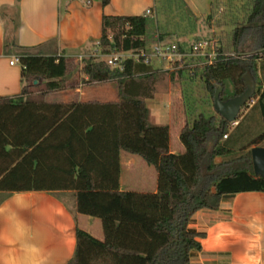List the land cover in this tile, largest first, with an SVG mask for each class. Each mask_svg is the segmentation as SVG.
<instances>
[{
  "label": "trees",
  "instance_id": "16d2710c",
  "mask_svg": "<svg viewBox=\"0 0 264 264\" xmlns=\"http://www.w3.org/2000/svg\"><path fill=\"white\" fill-rule=\"evenodd\" d=\"M233 1L223 6L228 8L224 18L233 26L230 51L235 55L219 46L216 59L199 66L200 77L213 105L218 86L223 87L220 98H228L226 80L232 96L240 95L243 75L249 72L256 83L255 102L241 109L237 124L217 113H198L180 130L184 150L179 154L169 151L167 125L150 122L145 102L164 71L132 59L113 67L104 59L85 57L82 81L114 82L118 99L47 102L46 94L66 88V58L21 48V92L0 97V202L14 192L69 190L76 212L123 223L120 237L105 242L77 228L68 264H190L191 251L201 249L198 238L205 236L188 226L198 210L218 209L225 195L264 192V177L254 175L250 154L252 147H264V58L259 52L264 51V0ZM219 6V0H211L207 21ZM150 19L145 13L103 15L95 47L106 54L143 49L151 34L162 40ZM246 49L248 56L238 55ZM170 75L175 80L176 74ZM121 150L156 169L159 196L119 189Z\"/></svg>",
  "mask_w": 264,
  "mask_h": 264
},
{
  "label": "crops",
  "instance_id": "0c3cea01",
  "mask_svg": "<svg viewBox=\"0 0 264 264\" xmlns=\"http://www.w3.org/2000/svg\"><path fill=\"white\" fill-rule=\"evenodd\" d=\"M79 1L0 0V97L20 94L23 86L21 65L19 61L14 64L9 61L18 56L21 48H27L33 53L66 58V88L46 94L45 101L106 102L118 99L114 82L82 83L81 67L77 76L68 78L69 61L89 54L84 50L92 52L95 48L101 35L103 15H139L146 9L155 12V7L166 0H109L106 5L99 0H90L88 5ZM176 2L191 18H207L211 11V0ZM154 68L181 74V69L174 71L167 63ZM176 97L179 100L180 95ZM171 101L166 103L167 109L163 108L165 112L161 118L165 122L151 123L169 126V151L179 154L184 150L179 133L186 122L183 115L173 149ZM157 110L161 115V110ZM138 162L144 164L143 172L148 177L140 176L135 168ZM119 165L121 191L160 195L156 169L140 156L121 150ZM132 176H137V187L134 186L136 183L132 184ZM188 226L205 233L204 237L198 238L201 249L191 251L190 264H264V192L225 195L218 209L198 210ZM122 227L123 223L117 220L108 222L76 212L75 196L69 190L14 192L0 202V264H68L75 252L77 228L105 242L118 239Z\"/></svg>",
  "mask_w": 264,
  "mask_h": 264
},
{
  "label": "rangeland",
  "instance_id": "374dc122",
  "mask_svg": "<svg viewBox=\"0 0 264 264\" xmlns=\"http://www.w3.org/2000/svg\"><path fill=\"white\" fill-rule=\"evenodd\" d=\"M83 1L84 0H81L79 2ZM217 1L218 0H214V3H217ZM225 2L226 0H219L220 6L216 10H214L215 13L213 19L207 21L206 18L189 17L188 15H186V13L188 12L184 11V8L179 4V2H176V0H166L155 7V12L150 9V13L147 14L151 16L149 24L151 23L152 28H155L157 26L161 33H163L164 38L160 41L179 42L188 45L194 40L207 38L215 41L220 47L226 49L227 51H230V32L233 29V26L228 22L226 18H224L226 11H228V8H226L227 6H223ZM233 3L239 5L240 1L234 0ZM218 18L221 24L220 26H218L216 22V19ZM148 38L149 42L147 48H150L153 44L158 42L157 34H151ZM244 51L248 52L247 49ZM83 59H80V57L70 59V76H68V78L78 75L79 69L84 63ZM198 62V60L190 59L182 62V64L179 62H172L168 64L174 71L177 68L181 69V74H176L175 80L170 79V74L167 73L166 70H161L162 68L159 70V68H157L159 71H164V76L162 80L156 83L153 96L146 101L147 106L151 108L150 122L152 121L154 123H158L165 122L161 118V116L164 114L163 112H165L163 108L167 109L166 103L171 101L170 99H172L171 112L173 116L170 124L171 145L173 149L176 148L177 128L183 121V115L185 117V122H189L198 113H202L205 116L216 114L210 97L205 92L203 80L200 77L201 70L199 69V66H195ZM196 67L198 68L194 71ZM81 82L84 83L82 80ZM232 93V85L230 81L226 80L224 85V97L232 96ZM65 94L68 95V92ZM179 95L180 98L178 100L176 96ZM168 97H170V99ZM157 109L161 110V115L159 113V110ZM243 110L240 111L239 116L241 115ZM159 125L167 124L161 123ZM167 127L169 133V126L167 125ZM220 160V156L216 158L217 162ZM135 168H137L140 176L142 175L144 178L148 177V175L143 172L144 164L138 162V165ZM136 177L137 176H132V184L136 183ZM149 177L151 178V176ZM134 186L137 187V183L134 184ZM162 203L165 207L164 199ZM165 213L166 210H164L163 215Z\"/></svg>",
  "mask_w": 264,
  "mask_h": 264
},
{
  "label": "built area",
  "instance_id": "2783aa9c",
  "mask_svg": "<svg viewBox=\"0 0 264 264\" xmlns=\"http://www.w3.org/2000/svg\"><path fill=\"white\" fill-rule=\"evenodd\" d=\"M88 5L90 0H84ZM150 9L145 10V14L150 13ZM219 45L210 39L201 38L192 41L190 44L185 45L179 42H169V41H158L153 44L150 48H143L140 50H126V51H111L109 53H101L97 47H95L92 52L86 55H79L80 59L85 57H94L96 59H104L106 62L113 66H120L125 59H132L136 62H143L150 66H159L161 64L172 62H182L187 60H198L196 65L203 66L205 64H211L218 55ZM262 58H264V51H259ZM250 53L241 51L238 53L241 57H246ZM226 55H235L232 51H227ZM18 56H14L9 63L14 64L18 62ZM255 99L251 98L247 101V105L251 106L254 104ZM237 124V121L233 122ZM227 135L223 137L226 138Z\"/></svg>",
  "mask_w": 264,
  "mask_h": 264
},
{
  "label": "water",
  "instance_id": "95a60500",
  "mask_svg": "<svg viewBox=\"0 0 264 264\" xmlns=\"http://www.w3.org/2000/svg\"><path fill=\"white\" fill-rule=\"evenodd\" d=\"M244 91L237 96L221 99L222 86H218L213 94V108L215 112L229 122H235L241 109L247 104L255 93L256 83L253 76L247 72L243 75ZM253 173L264 177V147L255 146L250 150Z\"/></svg>",
  "mask_w": 264,
  "mask_h": 264
}]
</instances>
